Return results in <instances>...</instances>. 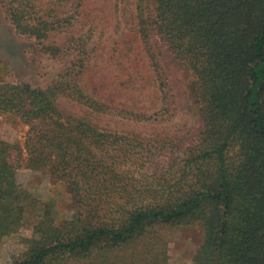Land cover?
I'll use <instances>...</instances> for the list:
<instances>
[{
  "label": "trees",
  "instance_id": "obj_1",
  "mask_svg": "<svg viewBox=\"0 0 264 264\" xmlns=\"http://www.w3.org/2000/svg\"><path fill=\"white\" fill-rule=\"evenodd\" d=\"M124 1L0 0L17 34L65 63L42 89L6 81L0 62V117L27 128L22 142L0 131V242L29 229L11 264H168L166 241L154 231L158 224L202 229L193 264H264V0H134L127 42L137 47L129 52L121 40L103 45V26ZM166 55L194 76L205 128L170 188L162 187L165 178L149 190L152 200L140 202V190L124 186L117 193L121 202L107 201L103 214L90 203L67 230L55 227L43 209L28 226L33 198L18 187V167L56 176L70 168L78 185L92 166L83 139L108 138L81 120L86 116L62 111L58 100L94 116L135 121L140 115L121 99L146 88L158 110L145 120L159 122L175 106ZM110 65L120 74L106 82L99 73L107 75ZM118 138L108 147L123 161L131 150ZM82 190L71 192L83 199Z\"/></svg>",
  "mask_w": 264,
  "mask_h": 264
},
{
  "label": "rangeland",
  "instance_id": "obj_2",
  "mask_svg": "<svg viewBox=\"0 0 264 264\" xmlns=\"http://www.w3.org/2000/svg\"><path fill=\"white\" fill-rule=\"evenodd\" d=\"M125 1L120 3L117 15L114 14L108 24L102 25L105 28L103 35L107 41L103 45L112 46L113 41L121 40V49L129 52L137 47V44L127 42L129 38H133L131 35L134 33L130 23L132 18L130 2L134 0ZM0 62L5 65L2 73L6 81L24 82L42 89L55 81L65 64L41 52L34 38L17 34L1 7ZM164 67L168 70L175 106L170 107L172 109H169L164 119L159 122L145 120L147 118L144 115L154 117L158 110L153 105L154 100L150 98L152 97L150 89L146 88L138 94L128 93L130 95L126 98H120L140 115L141 118L135 121L109 115L94 116L88 114L84 106L69 99L58 100L62 111L74 117L86 116L81 120L94 125L99 133L108 135V138L98 142H93L89 140L90 138L83 139L82 145L91 152L88 155L92 166L86 169V172L90 170L91 172L86 174L87 177L83 175L86 179L78 185L80 177H73V173L68 174L70 168L56 176L46 170L34 171L24 165L18 167L16 171L18 187L29 192L33 198L31 201L33 207L25 218L28 226L38 221L39 209H43L52 216L55 227L60 226L67 230L68 224L77 215L84 214V211L90 208V203L94 202V205L100 206L99 212L103 214L107 201L121 202L117 193L122 191L124 186L132 185L133 188L140 190L136 194L142 195L140 202L152 200L153 197L151 199L147 197L149 190L159 188L158 184L163 183L165 178L167 181L162 187L170 188L174 183L173 178L179 173V164L183 165L193 158L205 128L194 76L179 67L169 55L165 56ZM116 69L114 65H110L107 75L103 73L99 75L104 77L106 82L113 80L112 77L120 74ZM26 130L23 124L15 125L7 118L0 117L1 134L11 142H22ZM116 136L128 144L131 150V156L123 161L121 156L108 147L109 144L113 145ZM53 160L51 158V161ZM102 173L107 177L114 176V179L110 180L112 182L102 181L105 180ZM80 187L86 192L83 199L74 197L71 192L73 188ZM107 188L111 190H106ZM27 230L29 229L25 228L22 232L9 235L0 242V264H11L20 257L23 248L21 236L26 235ZM154 231L163 237L161 242L166 241L168 264H193L192 258L203 241L204 233L201 228L192 224L172 226L158 224ZM159 235L157 237H160Z\"/></svg>",
  "mask_w": 264,
  "mask_h": 264
}]
</instances>
